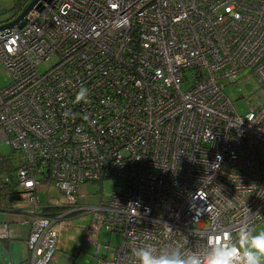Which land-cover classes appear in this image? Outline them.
<instances>
[{"label": "built area", "instance_id": "obj_1", "mask_svg": "<svg viewBox=\"0 0 264 264\" xmlns=\"http://www.w3.org/2000/svg\"><path fill=\"white\" fill-rule=\"evenodd\" d=\"M40 3L0 31L2 181L31 219L29 264H49L78 213L97 251L101 230L122 236L94 264H138L139 247L242 254L264 221V0ZM245 69L260 88L241 115L224 88ZM117 178L122 191L85 202L83 185ZM48 184L60 196L41 200Z\"/></svg>", "mask_w": 264, "mask_h": 264}, {"label": "rangeland", "instance_id": "obj_2", "mask_svg": "<svg viewBox=\"0 0 264 264\" xmlns=\"http://www.w3.org/2000/svg\"><path fill=\"white\" fill-rule=\"evenodd\" d=\"M17 1L0 0V24L13 18L11 9ZM43 69L44 65H41L40 70ZM9 81L10 78L0 66V88L6 86ZM259 88L260 83L256 76L248 69H245L238 74L234 83H229L225 86L224 92L233 101L235 111L243 115L248 111L246 99L257 92ZM9 152L10 148L8 146H0V155L6 156ZM4 173L2 172L0 175V225L9 223L14 226L30 218L26 213H13V211H16V204L21 203L22 198L20 196L11 197L8 186L2 185V175ZM123 187L122 179H104L101 182L85 184L80 188V191L88 194L85 200L86 203L96 204L98 200L105 201L113 192L122 191ZM39 191H45L43 194L39 193L41 200H46L48 197L55 198L60 196V192L52 184L40 187ZM5 208L11 209V211H3ZM79 214L69 216L60 229H58L56 251L49 264H94L98 257H106L105 245L119 247L122 240L121 234L101 230L96 239H94L95 243L102 246L97 251L89 239V235H87V229L90 228L92 217L89 213ZM18 227L26 230L27 225H19ZM262 232H264V221L256 226L254 234ZM13 234L14 232L11 233V236H14ZM243 246L244 248L247 247L246 244ZM25 253L26 248L19 245L15 252L10 254V252L6 251L5 245L0 242V262L12 264L10 263V257L14 256L22 259Z\"/></svg>", "mask_w": 264, "mask_h": 264}, {"label": "clouds", "instance_id": "obj_3", "mask_svg": "<svg viewBox=\"0 0 264 264\" xmlns=\"http://www.w3.org/2000/svg\"><path fill=\"white\" fill-rule=\"evenodd\" d=\"M244 240L247 247L241 254L234 244L223 242L209 249L206 258L198 256L181 257L178 253L156 256L150 247H139L133 254L138 258V264H264V232L253 234L245 232ZM235 249V250H234Z\"/></svg>", "mask_w": 264, "mask_h": 264}, {"label": "crops", "instance_id": "obj_4", "mask_svg": "<svg viewBox=\"0 0 264 264\" xmlns=\"http://www.w3.org/2000/svg\"><path fill=\"white\" fill-rule=\"evenodd\" d=\"M41 199V198H40ZM16 211H13V213H17V214H22L25 213L22 210H20L18 207H15ZM3 211H11V209H6ZM30 218V217H29ZM30 221L31 219L28 220V222H26V224H21V223H25V220L21 223H18V225H10L9 223H7V227H8V235L5 236L4 235V229H3V225L6 223H3L2 225H0V242H2L5 247H6V251H8V253L10 252V254L12 252H15L16 248L20 245L23 246L24 248H26V253L23 256V258H16V257H10V263L12 264H29V253L26 247V239L28 237L29 234V230H30ZM19 225H27L26 230H22L20 227H18ZM14 232V236H11V233ZM0 264H5L3 262H0Z\"/></svg>", "mask_w": 264, "mask_h": 264}, {"label": "trees", "instance_id": "obj_5", "mask_svg": "<svg viewBox=\"0 0 264 264\" xmlns=\"http://www.w3.org/2000/svg\"><path fill=\"white\" fill-rule=\"evenodd\" d=\"M30 0H18L14 6L12 7V17H16L24 8L25 6L29 3ZM7 21V20H6ZM9 21V20H8ZM11 171L10 167V162L7 159V157L0 155V175L2 172L9 173ZM2 185L4 186L5 184L2 181ZM12 186H9V194L12 196H20V193L18 191H14L11 189ZM13 190V191H12ZM6 209V208H5ZM3 209V210H5Z\"/></svg>", "mask_w": 264, "mask_h": 264}, {"label": "water", "instance_id": "obj_6", "mask_svg": "<svg viewBox=\"0 0 264 264\" xmlns=\"http://www.w3.org/2000/svg\"><path fill=\"white\" fill-rule=\"evenodd\" d=\"M33 8L37 10L42 9V4L40 0H30L29 3L25 6V8L14 18L9 21H5L4 23L0 24V31L6 28H10L14 25H18L21 27L24 24V17L28 12H30Z\"/></svg>", "mask_w": 264, "mask_h": 264}]
</instances>
